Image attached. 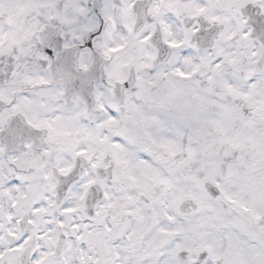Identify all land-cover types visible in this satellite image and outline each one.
<instances>
[{
  "label": "snow or ice",
  "instance_id": "obj_1",
  "mask_svg": "<svg viewBox=\"0 0 264 264\" xmlns=\"http://www.w3.org/2000/svg\"><path fill=\"white\" fill-rule=\"evenodd\" d=\"M0 264H264V0H0Z\"/></svg>",
  "mask_w": 264,
  "mask_h": 264
}]
</instances>
